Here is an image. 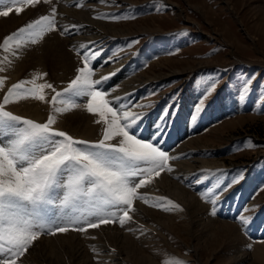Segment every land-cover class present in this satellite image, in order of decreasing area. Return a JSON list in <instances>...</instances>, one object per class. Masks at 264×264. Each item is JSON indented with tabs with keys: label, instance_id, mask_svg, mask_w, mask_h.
<instances>
[{
	"label": "rangeland",
	"instance_id": "374dc122",
	"mask_svg": "<svg viewBox=\"0 0 264 264\" xmlns=\"http://www.w3.org/2000/svg\"><path fill=\"white\" fill-rule=\"evenodd\" d=\"M130 1V3L115 2L109 10L103 11L102 14L93 15L95 19L98 15L105 14L108 16L134 14L136 17L124 21L97 19L105 23L127 25L135 33L115 37L108 44L109 47L104 50H110L108 52L111 55L110 57L121 56L122 59L127 57L125 69L131 66L132 73L147 76L159 71L174 70L179 72L178 75H174L167 82H156L155 84L148 82L147 85H142L139 88L140 90L131 91L134 96L130 100L133 103H148V99L145 98L149 96V93L159 91V95L151 97L156 106L154 109L149 110V126L153 120L158 118L167 105L173 103L172 97L178 95L179 108L177 115L173 118L171 127L167 130L165 143L176 137H184L186 131V138L188 136H198V139H201V142L198 143L201 146L198 147L200 151H197L201 152L199 157L209 163L220 164L216 168L205 167L203 169H224L228 173V179L235 172L246 170V180L231 188L232 195L227 197V200L231 202L237 199L240 200L232 219L240 230L237 233L240 232L244 239L242 241V237L237 234L235 238L233 232L228 233V236L218 235L222 233V230L219 231L218 225H214V228L211 225L207 226L208 219L220 223L217 221L218 215L211 217L207 213L206 216L210 218H207L202 224L200 222L195 223L193 222L195 219L193 211L187 210L179 199L171 195L156 193V196H164L180 204L183 211H170L173 215H169L163 213L161 209L155 208V222L157 225L153 226V229L143 228L144 234H141L140 230H129V225L136 220L134 213L131 212L130 215H133V221L124 227H121L118 223L108 224L121 229L122 233L127 234L129 237L124 236L121 243L120 240L117 242L108 238V244L111 243L112 246L104 247L105 250L100 251H93V248L96 249L98 244H101V241L104 240L99 239V236L86 235L91 230L98 228H89L85 233L70 230L56 236L45 235L41 238H54L48 241V248L34 253H26L25 256L28 259L24 258L25 256L23 258L27 260V263L22 258L19 264H163L166 259H180L186 261L187 264H236L239 255L247 259L240 264H264V257L263 260H260L255 254V251L261 248L259 246L264 247V191H258L261 187H264V0H162L166 7L159 11L156 6L161 0ZM44 5L43 0H41V4L33 10L35 15L26 19L21 26L12 32H6L2 35L0 42L7 35L32 22L36 15L40 16L45 9ZM36 19H33V21ZM183 33H187V35H183ZM47 40H52L53 45L56 46L62 44V40L45 39V41ZM137 40L139 41L138 44L131 48L127 47L131 42ZM45 41L43 40L39 45L46 43ZM43 46L50 45L44 44ZM26 51L25 49L22 50L19 54L18 67L15 66L12 69L16 75L13 82L10 81L11 79L7 74L9 69H7V66L10 65H4L6 71L0 73V76H6L7 82L4 91H0V99L13 83L33 78L34 74L32 77H25L24 72H27L32 62H35L34 59L25 57ZM173 51L177 54H168ZM48 52L47 49L46 53ZM103 52L98 58L104 56ZM56 54L58 53L52 49V55ZM4 55H8L13 60L9 53L0 51V57ZM49 61L48 57L43 61L46 69H44V72L43 70L40 72H46L49 78L44 77L38 82H53L51 84L56 88L55 82L62 81L64 84L61 82V88H57V91H59L68 83L65 78L68 76V79H72L73 77L66 74V77H61L60 80L56 79L57 76L51 70ZM93 68L95 67L93 66ZM217 78L220 79V84L216 93L206 102V109L198 121L194 124L190 123L189 117L190 113L193 112L194 104L201 96L202 90L207 87L204 82ZM249 79L253 81L250 92L246 99L241 100L240 90L244 82ZM34 101L40 102L39 104H43V107L46 105L41 101ZM7 107L15 114L22 115L10 106ZM50 107L47 104V116ZM89 114H84V110L80 112V116L89 117ZM25 117L35 119L30 116ZM46 119L35 120L44 122ZM78 125V122L71 121L64 126L71 134V131L79 130ZM55 127L60 129L57 125ZM249 141L254 147L247 146ZM165 150L170 153L169 149ZM193 151L195 150L190 149L182 152L178 155L180 158L177 160L187 159L189 155L194 154L191 153ZM201 174V171H197L191 176V179H186L190 182H188L187 189L193 191L194 195L210 206L211 204L205 202L199 193L209 187L212 181L197 183V177ZM245 188L248 191L247 193ZM224 194L226 193L224 192ZM250 200H255V203L246 206ZM135 204L136 201L134 208H136ZM221 207L222 205L218 204L219 211H221ZM246 208H255L256 210L244 212L243 210ZM241 214L253 217L251 223L246 227L242 226L237 219ZM104 226L106 225L99 228ZM71 233L81 234L80 237L82 239L87 238L86 241L88 239L95 241L99 239L100 241L98 243L84 242L82 248V250L85 249L83 252L84 257L81 259L76 250L69 246L72 244L68 241L69 237L73 236ZM258 233H260V237ZM105 241L107 242V240ZM113 243L116 245H113ZM249 244L252 245L251 249L248 248ZM37 250L41 249L38 247ZM105 252L111 253L110 255L109 253L105 254L110 257H105ZM116 252L120 254L123 252L121 254L124 258L122 262L111 257ZM31 254L32 256H38V260L32 261ZM87 259L90 263H84Z\"/></svg>",
	"mask_w": 264,
	"mask_h": 264
},
{
	"label": "snow or ice",
	"instance_id": "6c2138e0",
	"mask_svg": "<svg viewBox=\"0 0 264 264\" xmlns=\"http://www.w3.org/2000/svg\"><path fill=\"white\" fill-rule=\"evenodd\" d=\"M43 2L51 3V0ZM84 2L86 0H76V6L81 7ZM100 2L108 4L113 0ZM40 3L41 0H0V17H8L13 11L22 13L26 7ZM156 7L159 11L166 5L161 0ZM56 17L57 9L53 6L50 14L7 35L0 42V51L18 58L23 49L39 44L53 31L63 36L81 27L58 28ZM135 18L134 14L96 17L113 21ZM138 43V40L133 41L127 47ZM79 47L84 50L82 55L77 52L82 66L76 68L74 78L61 90L57 91L46 81L39 83L47 73L37 72L32 79L13 83L0 99V264H19L33 244L45 235L54 236L70 230L85 233L89 228L107 224L118 223L124 227L133 221L130 213L136 211L135 201L149 203L150 198L141 194L140 189L152 185L162 173H173L171 161L180 158L164 147L167 129L179 108L178 95L173 96V103L146 127L149 110L156 106L151 97L159 95V91L149 93L145 98L148 103H133L129 97L134 93L113 96L119 85L108 90H104V85L120 69L94 78L97 70L92 65L102 50L89 48L86 44ZM109 62L117 60L109 57L104 63ZM11 63L8 55L0 57V73L6 71L4 65ZM6 82L7 77L0 76V91H4ZM252 82L251 79L244 82L239 93L241 100L246 99ZM204 83L207 87L190 113L189 122L193 124L205 111L208 99L216 93L220 79ZM29 99L51 106L44 122L8 110V105ZM75 109H86L93 115V123L101 129L97 139L76 138L55 127L61 115ZM247 146L254 147L251 141ZM245 171L239 170L228 179L224 169L201 170L197 183L212 181L199 193L212 205L211 215L217 214L223 193L246 180ZM258 191H264V187ZM151 200L150 206L162 211H183L180 204L167 197H152ZM255 210L246 208L243 211ZM237 219L246 227L253 217L241 214ZM139 230L144 234L142 225ZM163 264L187 262L166 259Z\"/></svg>",
	"mask_w": 264,
	"mask_h": 264
},
{
	"label": "bare ground",
	"instance_id": "6f19581e",
	"mask_svg": "<svg viewBox=\"0 0 264 264\" xmlns=\"http://www.w3.org/2000/svg\"><path fill=\"white\" fill-rule=\"evenodd\" d=\"M115 2H126V3L129 2L130 3L131 1L130 0H113V2L105 4V3H101L100 0H86V2H84L83 6H81V7L76 6V0H61V1L60 0H51V3H44L45 9L40 14V16L50 14L52 7L55 6L57 9L56 19L58 22V25H57L58 28L62 29L64 26H71V25H79L81 27H79L78 30L72 29L70 31V33L65 34V36L60 35L58 31H53V32L47 34L43 39L44 41H45V39H53V41L62 40L61 46L53 45L52 40H47V41H45L46 43H43L40 45L37 44L36 46L31 45V46L25 48V50H27L25 52V57L28 59L32 58L35 60V62H32L31 66L29 67L27 72H24L25 77H32L33 74H35L37 72L40 73V72H42V70L44 72L45 71L44 69H46V66H45L43 61L48 57L50 60L49 62H50L51 70L54 71V74H56V76H57L56 79L60 80L61 77H66V74H68L69 77L71 75L74 78L76 68L80 67V65H82L81 64V56H78L76 54V51L81 52V55L83 54L84 50L80 49V47H79L81 44H86L89 46V48H96V49L102 50V52L104 51L103 52L104 56L102 58H98L93 64V66L95 67L94 69L97 70V76L95 78H99L102 75H106L108 73L115 71L116 69H120V71L116 73L115 77L113 76L112 77L113 79L111 81H108L104 85V90H108V89H111L113 86L119 85V89L112 93L113 96H123L126 93H130L133 90L137 91L140 87H142V85H144L148 82H151L153 84H155L156 82H167L172 77H174V75H178L179 72H175L174 70H170L168 72L167 71H159V72L153 73L152 75L150 74L147 76H145L143 74H139V73L137 74L135 72H134L135 73L134 74L131 72V70H132L131 66H129L128 68L125 69V67L127 66L125 64L127 57L122 59L121 56L115 57L117 60V62H115V63H111V62L104 63L111 56L108 53L110 50L105 51L104 49H107L109 47L108 44L110 42H112V40H114L115 37L122 36V35L128 36L130 34H135L128 28L127 25L105 23V22H101L100 20H97L93 17V15H96L99 13L102 14L103 11L109 10L110 6ZM40 4H38L34 7L28 6L25 8V10L22 13H19V14H17L15 11H13L12 13L9 14L8 17H0V41H1V36L6 34V32L7 33L12 32L17 27L21 26V24H23V22L26 21V19L32 18L33 17L32 15H35L33 10L36 7H38ZM118 5L120 6L119 3H118ZM127 5H129V4H127ZM69 6H71V7H69ZM40 16L36 15V18H39ZM36 18H33V19H36ZM33 19H32V21H33ZM142 31H147V30H142ZM116 39H118V38H116ZM89 42H95V44L93 45V44H90ZM44 44H48L50 46H43ZM47 49L49 50L48 53H46ZM52 49H54L55 52H57L58 54L52 55ZM30 50H33V51H30ZM12 58L14 61L11 59L12 64H10V66H7V69L9 68L7 74L9 75V79H11L10 80L11 82H13V79L16 77V75L13 73L12 69L15 68V66H17V63L19 61L20 56L18 58L17 57H12ZM76 58H77V60H76ZM26 62H28V61H26ZM123 64H124V66H123ZM101 65H103L102 68L100 67ZM19 66H21V65H19ZM15 71H16V69H15ZM46 77H47V79L49 78L48 75ZM65 80L68 82L71 79H68V76H67L65 78ZM65 80H64V82H66ZM49 81H50V79H49ZM61 82L62 81L55 82L56 89L61 88V84L63 83V82L62 83ZM51 83H53V82H51ZM136 94H137V92H136ZM136 97H138V96H136ZM130 98L131 97H129V99ZM109 99H111V97H109ZM39 103L35 102L34 100H26V101H20L19 103H14L12 105L10 104L8 106H10L17 113L22 114L23 116H30V117H33L35 119L43 120V119L47 118V110H48L47 104L45 105V107H43L44 105L39 104ZM83 110H84V114H88L86 109H75V110H72L71 112H68V113L61 115L58 119L57 126L60 129H62L63 131H67L66 130L67 128L65 129V126H64L65 124H67V122H71V121L72 122H78L79 130L78 131H71V134H73L79 138H82V139L83 138L84 139H96L99 136L101 129L98 125L93 123L94 117L92 114H89V117L80 116V112ZM67 132H69V131H67ZM186 137H187V132L185 131L184 137H181V138L176 137L175 139H170L169 141H167L165 143L164 147H165V149H169L170 154L176 155V156L180 155L182 152H184L186 150L189 151L190 149L195 150V151L191 152L194 154L189 155V157L187 159L183 158L182 160L172 161L171 164H172L173 168L175 169V171L173 173H171V174L162 173L161 176L159 178H157L152 185L140 189V193L148 196L150 199H149L148 204H145L143 201H140V200L136 201V204H135L136 211L133 212L134 216L136 217L135 218L136 220H134L135 222H133V223L130 222L131 223L129 225L130 229H134V231L139 230V226H141V225L143 226L144 229H153V226L157 225V223L155 222V212H156L155 210L156 209H155V207H151L150 204L152 203L151 198L152 197H159V196H156L155 194L160 193V194L171 195V196L175 197L176 199H179L184 204V206H186L187 210H189L190 212L193 211L194 218H195L193 222H195V223L200 222L202 224L203 221H206L207 218H210V217L206 216L207 213L211 217H215L218 215L217 221L220 223H215L211 219H208L209 221H208L207 226L211 225L214 228V225H218L217 227L219 228V231L222 230V233L218 234V235H222V234L227 235L228 233L230 234L231 232H233V235H235V238H236V234L238 236L242 237V234L240 232L237 233V231H240V230H239L236 222H234L232 219L234 216L233 213L237 209V204L239 203L240 200L237 199V200H234V202L227 200V197L229 195H232L231 189L228 190L227 192H225L226 194L221 196L220 201L218 203V204L222 205L221 211L217 210V214L215 216L210 214V209H211L212 205H210V206L207 205L202 200H200L196 195H194L195 193L193 191L191 192L187 189L189 181H186V179L187 180L191 179V176L193 174H195L197 171H201L205 167L216 168V167H219L220 164L209 163L206 160H204L203 158L199 157L201 152H197V151H200V149L198 147H201V146L198 143L201 142V139H198L199 138L198 136H188V138H186ZM188 145H191V146H188ZM183 155H184V153H183ZM184 181H185V183H184ZM245 192L246 193L248 192L246 188H245ZM254 203H255V200H250L247 202L246 206H249V205L254 204ZM162 212L169 214V215H173L171 212H169V213L165 212V211H162ZM220 213L224 214L225 216H223ZM224 217H226V218H224ZM168 218H169V216H168ZM219 218H222V219H219ZM229 218H231V219H229ZM129 227H128V229H129ZM136 232H138V231H136ZM260 233H258V236L260 235ZM71 234L73 236H71V238L69 237L68 241L72 242V244L69 246H72V248L76 250L78 256H80L81 259H83V257H84L83 252L85 249L82 250L84 242L98 243V241H100L99 239L104 240L103 242L101 241L102 245L98 244V246L96 247V250L100 251V250H105L104 247L112 246L111 243L108 244V238H111L117 242L120 240V243H121L122 238L124 236H128L127 234L122 233L121 229L115 228V226H111L108 224L104 227H101V228H98L95 230H91L90 232H88L86 234V235H90V236L91 235L92 236H99V239L97 241L89 240V239H88V241H86L87 238L82 239L80 237L81 234H79V233H77V234L71 233ZM216 236H217V234H216ZM50 239L53 240L54 238L53 237L52 238L49 237V238H45V239H44V237L41 238L36 243V245L32 248L33 250L31 249L28 252L34 253L37 251H42V250L47 249L48 245H49L48 241ZM243 239H244V237H242V241H243ZM105 240H107V242ZM113 245H116V244L113 243ZM121 246H122V244H121ZM38 247L41 250H37ZM259 247H261V248H258V246H257L258 249L255 251V254L261 260L264 257V247H262V245ZM106 253H109V252H105L104 255ZM41 254H43V253H41ZM77 254H75V256H77ZM110 254L111 253H109V255ZM121 254L116 252L115 254L113 253L112 255H114V256H111V257L114 260L117 259L118 261L122 262V260L124 258L122 257ZM30 256L34 258V259L32 258V261L38 260L37 259L38 256H32V254ZM105 257H110V256L105 255ZM24 258H26V256ZM24 258H23V261L25 260ZM26 259H28V257ZM113 259H111V260H113ZM246 260H247L246 258L241 257L239 255V258H237V260H236L237 262L236 261L235 262H236V264H240ZM26 261L27 260H25L24 262H26ZM86 262L90 263V261L88 259L84 263H86Z\"/></svg>",
	"mask_w": 264,
	"mask_h": 264
}]
</instances>
